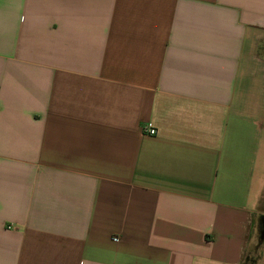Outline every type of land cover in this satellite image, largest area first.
<instances>
[{
    "label": "crops",
    "instance_id": "obj_1",
    "mask_svg": "<svg viewBox=\"0 0 264 264\" xmlns=\"http://www.w3.org/2000/svg\"><path fill=\"white\" fill-rule=\"evenodd\" d=\"M262 217L264 0H0V264H264Z\"/></svg>",
    "mask_w": 264,
    "mask_h": 264
},
{
    "label": "trees",
    "instance_id": "obj_2",
    "mask_svg": "<svg viewBox=\"0 0 264 264\" xmlns=\"http://www.w3.org/2000/svg\"><path fill=\"white\" fill-rule=\"evenodd\" d=\"M259 227H260V233H259L260 245L258 248H261V246L264 244V217L261 218V221L259 223Z\"/></svg>",
    "mask_w": 264,
    "mask_h": 264
},
{
    "label": "built area",
    "instance_id": "obj_3",
    "mask_svg": "<svg viewBox=\"0 0 264 264\" xmlns=\"http://www.w3.org/2000/svg\"><path fill=\"white\" fill-rule=\"evenodd\" d=\"M144 132L146 134L156 135V130L154 128L144 127ZM9 229H12V227H10Z\"/></svg>",
    "mask_w": 264,
    "mask_h": 264
},
{
    "label": "rangeland",
    "instance_id": "obj_4",
    "mask_svg": "<svg viewBox=\"0 0 264 264\" xmlns=\"http://www.w3.org/2000/svg\"><path fill=\"white\" fill-rule=\"evenodd\" d=\"M256 242H257V241H256ZM255 245H256V244H255ZM259 245H260V242H259ZM255 248H256V247H255ZM255 248H254V249H255ZM259 249H260V248H259ZM253 251L256 252V254H257V253H259L260 250H258V249H257V250H250V252H251L250 256H252V255L254 254ZM253 256H254V255H253Z\"/></svg>",
    "mask_w": 264,
    "mask_h": 264
}]
</instances>
